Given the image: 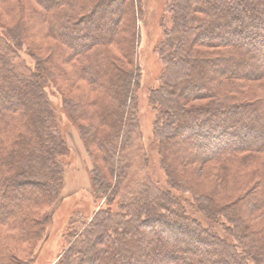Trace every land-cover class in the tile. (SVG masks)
I'll return each instance as SVG.
<instances>
[{
	"label": "trees",
	"instance_id": "16d2710c",
	"mask_svg": "<svg viewBox=\"0 0 264 264\" xmlns=\"http://www.w3.org/2000/svg\"><path fill=\"white\" fill-rule=\"evenodd\" d=\"M17 1L11 6L21 10L15 26L22 42L48 48L51 67L68 84H86L66 103L89 123L85 143L104 164L95 161L93 189L108 210L73 236L57 264H264V0L172 1L173 26L158 48L163 72L148 90L153 145L169 186L147 179L128 197L118 193L124 137L138 128L135 0ZM8 50L0 49V225L17 228L18 239L11 238L20 243L33 237L39 209L58 195L69 148L43 75L19 73ZM175 164L209 166L214 182L243 179L240 194L217 200L179 176ZM7 236L0 231V240Z\"/></svg>",
	"mask_w": 264,
	"mask_h": 264
},
{
	"label": "rangeland",
	"instance_id": "374dc122",
	"mask_svg": "<svg viewBox=\"0 0 264 264\" xmlns=\"http://www.w3.org/2000/svg\"><path fill=\"white\" fill-rule=\"evenodd\" d=\"M172 1L135 0L136 11L138 12L135 21V55L140 70L136 93L138 128L133 130L128 137H124L121 156L127 164L121 170L126 171V176L119 186V195L128 197L147 179L159 181L163 187L168 188L169 186L160 157L161 152L158 148L155 149L153 145L156 112L150 103L148 90L159 86V79L163 72L158 48L165 37V28H172L173 26V16L170 11ZM15 2L18 1L0 0V49L3 50L4 47L9 49L7 54L19 73L43 75V85L46 87L43 88L45 98L54 113L55 124L62 133L69 152L63 157L62 164L65 171L62 187L58 195L52 201L47 202L43 208H40V213L37 212L39 223L33 237L20 243L12 242L11 237L18 239L19 230L0 225L2 229L0 231L10 235L0 240V264H57L60 257L74 241L75 234L79 235L80 231H83L87 224L93 220L96 213L101 210H108L105 203L106 199L101 198L99 193L93 189L95 161L101 165L103 161L99 160L97 156H95V160L85 143L86 126L89 123L75 119L66 103L67 100L80 96L83 91L88 90L86 84L78 83L84 89L77 85L74 87L73 84H68V80L57 74L58 72L53 70V66L51 67L48 48L39 49L38 44L34 43L32 39H26L22 42L15 26V22L21 15V10L11 6ZM6 7L9 8L6 10ZM123 9L124 7L121 6L119 11L116 9L113 13L119 14ZM14 14L18 16H14ZM49 40L51 41V39ZM56 41L53 39L50 43ZM54 46L62 47L61 43L54 44ZM119 49L120 47L117 49L109 46L107 51L116 56L122 54ZM129 59L127 57L125 61L129 63ZM128 65L125 68L132 69V64L129 63ZM258 124H263V121L260 120ZM170 145L175 148V141ZM182 149L178 154L183 155V151L187 150L186 147ZM92 151L96 153V149ZM196 154L201 157V154ZM240 166L242 164L228 168L225 174H233V170ZM175 169L179 176L190 179L195 184L206 188L217 200L225 199L229 203L240 194V190L235 187L243 179L231 178L228 181L218 179L217 182H214L212 181L214 180L211 174L212 168L200 164H175ZM179 190L180 188L177 189L176 187L173 191L191 198L192 195L189 191L181 192ZM228 195L232 199H228ZM116 207V204L112 206L114 211L117 210ZM200 216L201 214H199ZM5 245L7 253L4 252Z\"/></svg>",
	"mask_w": 264,
	"mask_h": 264
}]
</instances>
